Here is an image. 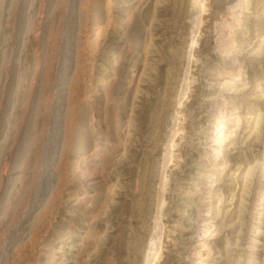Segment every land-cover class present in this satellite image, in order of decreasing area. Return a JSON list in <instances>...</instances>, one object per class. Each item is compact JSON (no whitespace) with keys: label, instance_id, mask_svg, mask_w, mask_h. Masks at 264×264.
Returning <instances> with one entry per match:
<instances>
[{"label":"rangeland","instance_id":"374dc122","mask_svg":"<svg viewBox=\"0 0 264 264\" xmlns=\"http://www.w3.org/2000/svg\"><path fill=\"white\" fill-rule=\"evenodd\" d=\"M0 264H264V0H0Z\"/></svg>","mask_w":264,"mask_h":264},{"label":"bare ground","instance_id":"6f19581e","mask_svg":"<svg viewBox=\"0 0 264 264\" xmlns=\"http://www.w3.org/2000/svg\"><path fill=\"white\" fill-rule=\"evenodd\" d=\"M263 177V176H262Z\"/></svg>","mask_w":264,"mask_h":264}]
</instances>
